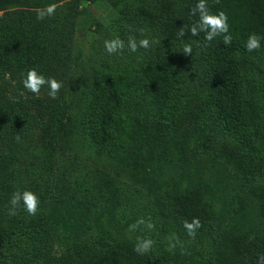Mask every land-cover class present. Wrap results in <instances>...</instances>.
I'll list each match as a JSON object with an SVG mask.
<instances>
[{
    "label": "rangeland",
    "instance_id": "obj_1",
    "mask_svg": "<svg viewBox=\"0 0 264 264\" xmlns=\"http://www.w3.org/2000/svg\"><path fill=\"white\" fill-rule=\"evenodd\" d=\"M124 1L125 13L113 0L52 2L55 14L43 20L37 19V12L48 5L0 10V25L14 24L44 45L48 77L62 83L55 99L48 96L47 85L38 95L32 94L23 85L20 68L10 63L0 67V220L5 228L0 264H11L7 245L17 252L30 247L60 255L73 244L101 237L136 244L151 239L149 256L162 252L183 264H202V256L210 260L215 253L210 230L220 224L210 221L194 239L189 237L176 226L172 191L226 207L227 216L247 193L264 197V165L254 178H245L215 152H233L234 144L214 124L203 123L207 97L200 64L181 55L177 43L137 14L136 4L155 11L160 0ZM169 4L174 13L188 6L187 0ZM116 37L124 41V50L109 54L104 42ZM130 37L137 42L147 37L150 47H138L133 53L128 49ZM144 59L173 64L183 80L190 109L178 126L165 122L103 75L107 70L134 68ZM260 61L264 69V55ZM22 110L34 115V126L17 139L11 120ZM199 123L211 149L186 134L198 129ZM9 150L15 154L12 162L3 159ZM25 190L39 197L36 215L26 212L23 201L17 214L9 215L13 193ZM61 202L77 209V227H66L51 217ZM248 207L256 215L253 199ZM140 219L145 222L130 229ZM149 222L154 225L151 229ZM170 243H176L172 251Z\"/></svg>",
    "mask_w": 264,
    "mask_h": 264
},
{
    "label": "trees",
    "instance_id": "obj_2",
    "mask_svg": "<svg viewBox=\"0 0 264 264\" xmlns=\"http://www.w3.org/2000/svg\"><path fill=\"white\" fill-rule=\"evenodd\" d=\"M59 1L62 0H0V10L45 6ZM187 2V8L179 13L171 11L169 0H160L155 11H148L139 4L135 8L142 20L155 25L164 37L178 44L181 55L200 64L207 97L203 123L214 124L221 135L234 144L233 152H215L245 178L252 179L264 165V69L260 61L264 55V0H206L211 13L224 11L227 14L228 34L232 37L229 45L223 43L224 34L211 41L205 40L203 32L192 36L186 31L184 37H177L180 27L190 28L199 20L198 13L192 14L198 0ZM113 3L122 13L126 12L124 0H113ZM251 34L261 37V47L249 52L245 44ZM193 41H199V44L193 43L192 53L185 54L184 44ZM44 49L42 43L18 26L0 25V67L10 63L20 68L23 79L29 69L35 68L48 78L50 62L45 59ZM103 75L124 93L144 102L155 115L172 126H178L179 119L189 113L190 96L177 69L167 61L144 59L134 68L107 70ZM34 120L31 112L22 110L14 114L11 125L19 137H25L32 130ZM186 134L198 145L211 149L210 140L203 134L202 123L198 129H189ZM138 138L139 135H135V139ZM14 157V152L9 150L3 159L12 162ZM251 199L255 201L256 215L248 207ZM170 200L179 229L186 231L184 221L194 217L199 218L202 225L196 233L209 226L210 221L220 224L217 230L209 228L215 253L210 260L202 256V264H256L258 256L264 254V197L247 193L229 216L230 209L187 192L172 191ZM51 217L69 227H77L79 221L77 209L72 210L64 202L52 209ZM4 234L0 220V242ZM135 246L136 243L129 240L101 237L92 242L73 244L60 255L30 247L17 252L10 250L8 245L5 252L10 255L11 264H183L162 252L158 258L147 253L138 254L134 251Z\"/></svg>",
    "mask_w": 264,
    "mask_h": 264
},
{
    "label": "clouds",
    "instance_id": "obj_3",
    "mask_svg": "<svg viewBox=\"0 0 264 264\" xmlns=\"http://www.w3.org/2000/svg\"><path fill=\"white\" fill-rule=\"evenodd\" d=\"M56 5H48L46 8L41 9L37 12V19L43 20L46 16H52L55 14ZM199 14V20L191 25L190 28L182 26L179 28L177 32V37H184L186 31H190L192 36H199L201 32L205 34V40L211 41L216 36L223 35V43L229 45L232 43V37L229 32V24H228V17L224 11H219L216 14H213L209 11L208 4L206 0H198L195 8L192 10V14L196 15ZM261 37L256 34L249 35L245 47L246 50L252 52L257 50L261 47L260 44ZM196 43L199 44V41H193L192 43H185L183 47V52L185 54L192 53V44ZM104 46L106 51L109 54H114L117 52H123L125 44L124 41L121 40L119 37H116L112 40H106L104 42ZM140 48H149L150 41L147 37L140 39L139 42L136 41L134 37H130L128 41V49L131 52H136ZM24 87L34 93L39 94L40 90L43 86L47 85L49 88L48 96L52 99H55L59 93V90L62 87V83L55 78L48 77L46 78L42 73H39L35 68H31L28 70L26 74V78L23 80ZM19 139V136H17ZM21 201H23L24 207L26 212L29 215H36L40 200L39 197L32 191L25 190L23 193L17 191L13 193L11 197V208L9 210V215H16V209L19 207ZM143 219L137 221V223L130 225V229H135L138 227L139 224L144 223ZM201 222L199 218L194 217L191 221L185 220L184 221V228L186 229L188 236L191 238H195L197 230L201 227ZM149 229L153 228L154 225L149 222L147 224ZM170 240L172 237L169 238ZM176 242L178 243V237L175 238ZM154 241L151 239H140L136 244L134 251L138 254L147 253L153 246ZM176 247V243H170L169 251L174 250ZM256 264H264V254L258 256Z\"/></svg>",
    "mask_w": 264,
    "mask_h": 264
}]
</instances>
